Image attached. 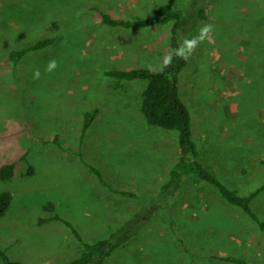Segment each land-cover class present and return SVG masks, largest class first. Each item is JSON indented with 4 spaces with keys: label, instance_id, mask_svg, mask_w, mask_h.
<instances>
[{
    "label": "rangeland",
    "instance_id": "1",
    "mask_svg": "<svg viewBox=\"0 0 264 264\" xmlns=\"http://www.w3.org/2000/svg\"><path fill=\"white\" fill-rule=\"evenodd\" d=\"M138 1L0 0V167L16 163L12 180H0V192L13 194L0 217V250L13 260L65 264L82 249L75 231L93 242L109 237L122 216L148 211L146 197L120 190L155 197L172 179L178 132L147 123L141 112L147 81H119L106 72L162 67L173 24L112 27L101 11L137 20L166 2L176 9L189 2ZM204 1L207 19L190 34L180 94L191 111L198 159L244 194L264 182V87L263 81L252 87L256 72L249 70L264 60L260 49L250 54L264 47V32L256 31L264 24V0ZM47 37L55 43L5 69L9 50ZM228 74L234 83H226ZM94 108L99 112L84 133V114ZM193 183L180 184L174 212L159 209L105 264H235L217 258L230 254L264 264L259 226L209 184ZM253 207L264 220V195ZM56 215L61 220L40 221Z\"/></svg>",
    "mask_w": 264,
    "mask_h": 264
},
{
    "label": "trees",
    "instance_id": "2",
    "mask_svg": "<svg viewBox=\"0 0 264 264\" xmlns=\"http://www.w3.org/2000/svg\"><path fill=\"white\" fill-rule=\"evenodd\" d=\"M186 8L176 9L172 3L163 4L157 7L155 14L147 18L131 20L125 18H115L106 11H101L103 23L112 27L126 28H144L151 25H168L172 23V38L168 46L167 60L162 67L152 68H132V69H112L107 70L108 76L121 80L143 79L147 85L142 92L141 112L147 123L152 126L161 127L167 130H176L178 132V159L171 164L168 175L172 177L169 182L162 185L159 194L155 197L148 194H135L126 190H116L123 195L132 198H144V206L148 211L135 210L129 216H122L120 224L115 228H110L111 234L107 238L99 239L93 242L85 241L83 237L73 230L82 249L78 256L70 259L65 264H105L117 250L124 247L125 244L135 235L139 234L144 225L147 227L150 220L159 213L158 210L172 211L171 201L177 198L176 194L181 192L182 187L188 178L193 184H209L213 191L220 196L227 204L239 207L244 214L253 220L264 235V220L255 211L253 203L256 199L264 195V182L247 193H240L237 189L228 187L217 174L203 162L198 159L199 153L196 143L192 139V116L189 107L180 94L179 80L180 74L189 60L190 34L194 31L202 20L207 19V10L209 6L204 0H188ZM187 10V14H185ZM187 16V17H184ZM53 23V27H57ZM183 33L180 39L179 35ZM56 41V37H47L40 39L34 45L22 49L9 50L7 58L13 67L31 51L44 49ZM98 109L86 111L84 114L83 132L91 127L94 122ZM55 141L58 142L56 139ZM62 148V146H60ZM16 163H5L0 167V180L10 181L14 177ZM100 179L103 174L97 169L92 168ZM33 169L29 170L31 173ZM107 185L108 182L103 180ZM173 198V199H172ZM148 201V202H147ZM13 203V194L10 191L0 192V217L7 214ZM148 203H150L148 205ZM45 208L52 209L49 203ZM145 209V208H144ZM160 211V210H159ZM50 220H61L60 216L49 219H41V222ZM114 229V230H113ZM0 257L4 264H23L20 260L11 259L7 252L0 250ZM225 262L238 264H249L244 258L227 255L217 257Z\"/></svg>",
    "mask_w": 264,
    "mask_h": 264
},
{
    "label": "crops",
    "instance_id": "3",
    "mask_svg": "<svg viewBox=\"0 0 264 264\" xmlns=\"http://www.w3.org/2000/svg\"><path fill=\"white\" fill-rule=\"evenodd\" d=\"M136 1H138V0H136ZM139 2V1H138ZM166 3H169V2H166ZM151 5H153V4H151ZM173 6H175L174 4H173ZM262 13H264V11L262 12ZM257 18H258V15H257ZM263 18V17H262ZM105 24V23H104ZM107 25V24H106ZM157 26H162V27H166L165 25H157ZM256 26H259V24H256ZM168 27V26H167ZM126 28V27H125ZM133 29H140V28H133ZM256 31H263L264 32V24L262 25V26H259V28H257L256 29ZM190 40H191V36H190ZM256 47V46H255ZM190 48V47H189ZM256 49H260L261 51L260 52H264V47H260V46H258V48H254L253 50H252V52H250V54L251 55H255L256 54ZM260 52H257V53H260ZM249 54V55H250ZM257 61H259V59L257 60ZM254 61H251V63H253ZM10 65H12L10 62H8V63H5L4 64V67H5V69H8V68H10ZM232 65V71L231 72H233V71H238V69H237V67H235V65H234V67H233V64H231ZM254 67H250L249 68V70H251L252 71V73L253 72H256V73H254L253 74V76L251 75V77H252V79L250 80V81H252V83H253V86L252 87H254V88H259V86H258V84H256L257 83V81L258 82H262L263 81V87H264V79H261L260 78V76H259V74H260V71L261 70H264V60H263V62H261V61H259V62H257L255 65H253ZM154 67H156V65L154 66ZM127 69H132V67H128ZM240 72V71H239ZM230 74H232V73H230ZM241 78H243V76H241ZM225 81H226V83H228L229 81H233V77L231 76V75H227L226 76V78H225ZM246 82V81H245ZM232 83H234V82H232ZM255 85H257L258 87H255ZM247 86H249L248 85V83H247ZM256 90V89H255ZM257 92V91H256ZM257 94H261V92H259L258 91V93ZM255 96V95H254ZM262 96H264V93H262ZM255 209V208H254ZM256 211V210H255ZM222 256H224V255H222ZM222 256H220V257H222ZM227 256V255H226ZM238 257H240V256H238ZM242 258V257H241ZM221 260V259H220ZM246 260V259H245ZM223 261V260H222ZM247 261V260H246ZM66 262V261H65ZM248 262V261H247ZM231 263H233V262H231ZM249 263V262H248ZM235 264H238V263H235Z\"/></svg>",
    "mask_w": 264,
    "mask_h": 264
},
{
    "label": "clouds",
    "instance_id": "4",
    "mask_svg": "<svg viewBox=\"0 0 264 264\" xmlns=\"http://www.w3.org/2000/svg\"><path fill=\"white\" fill-rule=\"evenodd\" d=\"M53 66H54V63H53V64H50V65H49V68H51V67H53Z\"/></svg>",
    "mask_w": 264,
    "mask_h": 264
}]
</instances>
